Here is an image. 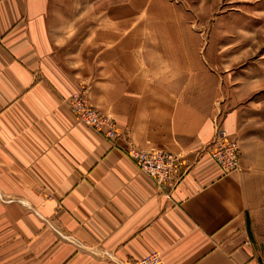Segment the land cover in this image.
I'll return each instance as SVG.
<instances>
[{
    "label": "crops",
    "instance_id": "1",
    "mask_svg": "<svg viewBox=\"0 0 264 264\" xmlns=\"http://www.w3.org/2000/svg\"><path fill=\"white\" fill-rule=\"evenodd\" d=\"M153 5L0 0V264H124L154 251L165 264H264V126L242 105L252 90L235 96L230 82L216 117L225 86L174 52L185 46L161 53L185 32ZM79 89L115 138L74 119L63 99ZM214 118L238 144L230 173L202 151ZM129 147L175 154L177 178L157 185Z\"/></svg>",
    "mask_w": 264,
    "mask_h": 264
},
{
    "label": "rangeland",
    "instance_id": "2",
    "mask_svg": "<svg viewBox=\"0 0 264 264\" xmlns=\"http://www.w3.org/2000/svg\"><path fill=\"white\" fill-rule=\"evenodd\" d=\"M153 4L156 16L171 18V24L166 23L169 30L185 32L183 38L161 40L162 46L166 47L161 53L172 52L171 47L176 44L185 46L186 51L174 52L185 53L187 65H201L203 79L217 78L225 86L219 89L216 103H220L227 89L230 90V87L226 88L230 82L240 86L235 89V96L239 94L238 89L250 88L252 92L245 96L242 105L247 106L250 102L252 109L245 107V110L256 112L251 120L264 126V0H153ZM221 90L224 91L222 94ZM218 103L215 104L216 117L228 108ZM106 116L111 118L116 130L113 118ZM255 225L258 240H264V215Z\"/></svg>",
    "mask_w": 264,
    "mask_h": 264
},
{
    "label": "built area",
    "instance_id": "3",
    "mask_svg": "<svg viewBox=\"0 0 264 264\" xmlns=\"http://www.w3.org/2000/svg\"><path fill=\"white\" fill-rule=\"evenodd\" d=\"M63 101L77 122L88 126L106 140L116 137L111 118L89 104L83 89L72 92ZM202 151L211 157L223 173L238 169V144L220 126L215 124L212 138ZM125 154L139 172L151 178L157 185L173 181L178 176L180 161L175 154L164 150L143 151L133 147L127 148ZM123 263L165 264L157 251L150 252L140 259L127 260Z\"/></svg>",
    "mask_w": 264,
    "mask_h": 264
}]
</instances>
